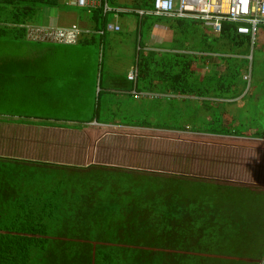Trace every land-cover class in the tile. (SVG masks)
I'll return each instance as SVG.
<instances>
[{"label":"trees","instance_id":"1","mask_svg":"<svg viewBox=\"0 0 264 264\" xmlns=\"http://www.w3.org/2000/svg\"><path fill=\"white\" fill-rule=\"evenodd\" d=\"M109 1L113 5L153 7V0H132L125 4ZM45 7L70 6L60 0H0V36L14 39L18 33V37H24L26 28L14 25L40 24ZM82 10L80 18L85 13L92 29H104L113 16V12L103 13L101 7L89 13L85 8ZM133 16L140 20L141 26L143 20H164L172 28L185 32V37L198 22L155 15ZM106 34L107 31L89 33L81 38L90 42ZM219 37L233 44L237 40L247 44L250 41L248 36L236 32L234 23L227 21H223ZM180 47H186L184 41ZM137 51L135 87L153 86L159 91L178 93L179 98H160L170 103L167 108L170 112L177 101L181 109L187 108L182 114L174 109L177 118L170 126L150 123L130 111L135 105L132 95L127 96L130 102L119 99L114 108L116 102L112 98L117 93L106 87L112 85L117 91H128L134 84L126 72L118 74L114 83L104 77L103 58L96 62L101 78L90 119L74 120L76 117L60 112L40 116L22 110L31 87L27 79L21 81L15 75L12 57H6L5 62L10 69L0 71V113L20 115L18 122L35 124H44L43 120L49 118L79 124L96 119L99 123L178 132L186 127L202 133L232 131L233 122L222 124L219 107L208 99L199 103L192 97L213 93L220 82L222 88L216 89L217 95H240L243 88L239 85L245 84L241 78L244 60L227 58L223 73L214 69L204 75L195 65L196 57L189 53ZM21 67L27 68V61L21 60ZM22 75L30 78L28 71ZM71 87L55 90L58 101L66 90L67 95L74 91ZM128 104L131 105L127 111H123ZM197 111H203L201 119L195 115ZM205 114L213 120L207 121ZM243 129H235L234 134L244 135ZM214 183L157 170L105 164L71 166L0 155V264H264V214L259 213V206H264V193L246 185Z\"/></svg>","mask_w":264,"mask_h":264},{"label":"rangeland","instance_id":"2","mask_svg":"<svg viewBox=\"0 0 264 264\" xmlns=\"http://www.w3.org/2000/svg\"><path fill=\"white\" fill-rule=\"evenodd\" d=\"M117 1H120L119 3L132 2V0ZM82 8L83 7L80 6H70L66 8L63 7L61 10L65 11V15L71 14V19L66 17V21L70 22L73 20L81 25H85L86 23L84 22L88 20L87 15L82 13V17L80 18L79 16L80 12L83 11ZM50 10L53 12L54 7L50 8ZM204 26H201V30L210 34L212 32L211 28ZM172 33L175 38L174 41H176L173 45L179 46L180 42L184 40L185 32L177 27L174 28ZM131 35H135V33L131 32L130 34L125 28L122 32H107L104 37V56L101 54V47L98 44L99 36L97 35H95L97 38L94 43L88 45L91 51L83 50L82 52L79 50H71L70 53L76 56L73 52L76 51L87 57L95 56L97 62L100 58H103L105 64L103 69L104 73L106 72L107 62V64L115 68L118 67L119 69H123L131 58L136 59V53L138 55L134 42L131 40ZM37 42V44H40L41 40ZM225 44L228 49V41L223 39L222 45ZM225 49L224 47L223 50ZM252 51V89H249L243 98L237 99L235 101L236 103L232 104V110L236 111L239 108L235 116L239 120L238 124L240 127L246 126V124L250 122L251 125H260V127L263 128L262 131H264V45L261 43L258 44L257 40L252 47ZM62 52H67V50H59L56 56L48 52L42 60L45 66L49 64L51 67L56 66V68L59 69V66L56 64V58L60 56ZM0 53L6 54V57H12L11 55L13 53H17V56L20 57L19 54L27 53V48L24 46V48L19 50L15 43L3 42L0 43ZM61 57L63 59L67 58V56L64 55ZM62 58L59 57L62 65H66L67 62L63 61ZM24 68L21 67V70L16 72L15 75L21 81L27 79L31 87L28 101L26 103L23 102L21 105L22 107L25 104L22 110L26 111V113L51 116L60 112V115L83 118H89L93 114L88 106L83 108V112H77L76 103L80 100V97L79 95L73 97L75 96L74 91H71L68 95V92H64L62 100L58 101L59 96L55 92L57 89L55 81L47 80L46 78L42 79L39 72L37 80L34 79V81H30L29 77H23L22 75V73L28 71V67ZM24 70L25 72H23ZM39 70L40 68L38 71ZM65 71L66 70H64V72ZM65 75L67 78L69 73ZM69 78H71V76H69ZM68 82L71 84L70 81ZM49 84L55 87L52 88ZM72 87L77 86L74 84ZM51 89L54 93V97L48 98L47 93ZM80 89L83 90L82 88ZM42 90L45 91L44 94ZM248 96L250 97L248 98ZM247 98L250 99L249 102L245 101ZM133 99L135 100V105L130 111L136 112V114L139 113L140 117L146 118L147 121L154 124L158 123L164 126H170L174 124L175 118H177L174 115L175 110L177 112L179 111V114L187 110L186 107L181 109L179 101L173 103V109L170 112L168 111L170 109H167L170 103L163 98H150L144 96ZM88 100L89 98L87 96H83L80 102L82 103ZM122 100H124L125 103L130 102L127 95H122ZM130 105L131 104L125 105L123 111H127ZM225 105L228 106L227 103H225ZM241 107L244 109H240ZM202 114L203 112L201 111L195 113L198 118H200ZM5 119H7V117ZM5 119L2 122L0 121V155L35 158L59 163H94L105 164L107 166L114 165L125 168L145 169L146 171L157 170L162 173L180 174L181 176L193 179H207L209 180L208 182L212 184L215 183L209 178L214 179L215 182H222L224 181L223 178L226 180L230 172L235 173L231 166L226 165L228 159L227 154L230 147L227 148L224 144H221V147L219 143L214 144L213 137H209V135H207L208 133H193L188 127L181 132L164 130L154 131L136 128L132 129L126 126L96 125L95 123L89 122L79 124L75 121H58L60 122L59 124H62L59 125L56 124L57 121H54L49 122L48 125H38L35 123L18 122L14 119V121H7ZM32 119L40 120L37 118ZM52 120L54 119L52 118ZM252 158L253 157L250 159L248 158V160ZM234 169L238 171L236 168ZM246 174L250 175V171H247ZM252 176H254V173H252ZM205 182L207 183V181ZM207 189H209V187H207L206 190ZM259 213L261 215L264 214V206H259Z\"/></svg>","mask_w":264,"mask_h":264},{"label":"crops","instance_id":"3","mask_svg":"<svg viewBox=\"0 0 264 264\" xmlns=\"http://www.w3.org/2000/svg\"><path fill=\"white\" fill-rule=\"evenodd\" d=\"M119 3L120 1H117ZM123 3V2H122ZM120 3V4H122ZM125 4V2L123 3ZM56 10V11H55ZM65 11L61 9L54 8V11L51 12L50 7H45L43 9V16H42V22L41 24H55V25H60V26H67L72 23H77L75 21H66L65 18L69 17L71 19V14L70 15H65ZM77 15V14H75ZM75 20V17H74ZM143 20V19H142ZM141 20V21H142ZM137 18L133 16V14H126L121 17V30L120 32L123 31L125 28L128 33L131 34V32H134L135 35H131V40L134 42V46L136 47V50L140 49L143 52H155L157 54H163L166 52H171V53H189L196 57L195 65L198 67V69L202 72V74H208L210 71L213 72V70H217L220 73H223L225 71L226 67V59L227 58H233L236 61L244 60L245 64L241 72V78L243 79L242 82L245 84L239 85L240 87L243 88V92L234 97V96H222V95H217L216 94V89L219 90L222 88V84L220 82V85H216L218 87H215V90L213 93L208 94L206 96H193V99H196L199 103L203 99H208L212 102L214 106L219 107V114L220 118L222 121V124L224 125H229L231 122H233L230 126V129L232 128V131L230 133H214L210 132L207 135L209 137H213V142L214 144H224L227 146V148L230 147V150L228 151V159L226 161V165H229L232 167V169L235 171V173L230 172L228 174V177L226 180L223 178L224 181L222 183H228V184H237V185H246L252 190L260 193H264V131L260 125L256 124H250L247 123L246 126H243V133L244 135H236L234 134V130L238 129L239 126V120L236 118V114L238 113V109L236 111H233L232 104H235L236 100L239 98H243L246 93L249 91V89H252V79H253V69H252V63H253V51H252V45L247 44V42L243 43L242 40H237L236 44L234 42L228 41L229 48L227 49L226 44L222 45L223 38L219 37V34H214L211 32L210 34L204 32L201 30V26H204L205 24L198 21L195 22L192 26V30L188 33L186 37H184V49H182L179 46L173 45L176 41H174V36L172 31V27L169 25V23L165 22L164 20L162 21H146L143 20L142 23L143 25L141 26L140 20L137 22ZM60 22V23H59ZM172 23H175L174 20L171 21ZM83 23V22H81ZM85 25L82 26H87L89 27V24L85 21ZM200 25V26H199ZM17 27H24L23 24L19 25H14ZM207 26V25H205ZM204 26V27H205ZM209 27V26H207ZM108 32V31H107ZM17 36H14V39H11L9 37H4L0 36V43H7V42H13L15 43L16 47L21 50V48H24L26 46L27 48V53H22L19 54L20 57L17 56V53H13L12 59L15 60L16 66V72H19L21 70V60L26 62L28 64V72L30 75V79H35L37 80L38 72L41 74L42 79H47V80H53L56 82V88L58 89H63L68 86H73L74 84L77 87L74 88L75 96L76 97L79 95L80 100L82 99L83 96H87L89 98L88 101L85 102H80V100L76 103L79 105V107H76L77 112H83L85 106H88L90 110L93 112V106L95 105V102L97 101V96H98V80L101 78V71L99 69V66L97 67L96 64V59L94 57H87L84 54H80L76 51H73L76 56L72 55L70 53L71 50H79L82 51H91L88 45L91 43H94V39L90 42H84L82 41L83 38H79L78 42L76 43H60V42H52V41H46V40H41L40 44H37L38 40L36 39H31L27 35V31H25V36L20 38L18 37V33L16 34ZM106 35H104L105 37ZM100 38L99 37V43L101 47V52L104 54V47H105V38ZM218 38L217 43H213V39ZM258 40V44L264 45V26H261L260 31L257 35V39L255 43ZM255 45V44H253ZM132 46V45H131ZM226 48L223 50V48ZM251 47V49H250ZM59 50H67V52H62L60 56H57L56 64L59 66V69L56 68V66L51 67L49 64L45 66L43 63V58L45 55L48 54V52H51V54H56L59 53ZM69 50V51H68ZM106 50V49H105ZM109 50V49H108ZM107 50V52H108ZM138 52V51H137ZM101 53V54H102ZM67 56L66 59H63L61 56ZM136 53V57H137ZM60 58L63 59V61H66V65L63 64L60 61ZM93 58V59H92ZM108 61V60H107ZM6 54L0 53V71L4 72L5 69H10V65H6ZM108 63V62H107ZM136 64V59L131 58L129 63L125 65L123 69H119L118 67H114L110 64H106V72L104 73V77H107L109 81L115 82L116 76L122 72H128L129 68L131 65ZM30 68V70H29ZM40 70L38 71V69ZM64 70H66L64 72ZM250 71V81H246L243 78V75L245 72ZM66 73H69V76L66 78ZM92 78V79H91ZM31 81V80H30ZM71 84H69V82ZM88 81V82H87ZM65 83V84H64ZM50 86L55 87L51 84ZM249 85V86H248ZM106 86V84L104 85ZM82 88L83 90H81ZM109 89V91H113L117 94L113 96L112 100L114 102L115 99V106H117L119 103V99H122V95H132L133 98L138 99L139 97H150V98H160V97H168V98H179L180 94L178 93H173V92H168V91H159L158 89H154L153 86L151 87H146V88H137L136 90H139L143 93H146L144 95H140L137 97L135 94L130 92L129 90H121L117 91L115 86L111 87H106ZM77 92H76V91ZM87 91V92H85ZM221 91V90H220ZM44 90H42V93L44 94ZM68 92V90H66ZM252 92V90H251ZM29 95V92H28ZM48 98L52 96V89L47 93ZM250 96H248L249 98ZM132 98V99H133ZM246 99L245 101L249 102L250 99ZM227 103L228 106L225 105ZM240 109H244L241 107ZM115 110V109H114ZM203 112V111H201ZM264 113V111H263ZM206 115V114H205ZM7 117V119H5ZM20 115H13V116H8L0 113V121L7 120H15L18 121L20 119ZM16 118V119H15ZM34 117H22V119L25 120H34L32 119ZM91 116L88 118H83V117H76L74 120H87L90 119ZM205 119L207 121H212L213 118L210 115H206ZM13 120V121H14ZM44 123L43 125H48L49 122H54L58 120H43ZM63 121V120H60ZM66 122V121H65ZM97 122L96 119H93L89 123ZM78 123V122H77ZM87 123V122H86ZM227 123V124H226ZM98 125H109V126H126L128 128H136V129H146V130H164V129H156L154 127H148V126H127V125H119V124H112V123H99L97 122ZM96 124V125H97ZM40 125V124H38ZM42 125V124H41ZM164 131H173V130H164ZM193 133H199L202 134V132L199 131H193ZM220 132V131H219ZM217 146V145H216ZM222 147V146H221ZM232 147V148H231ZM253 157L251 160H248ZM24 159H32V160H40V159H35V158H24ZM41 161H48V160H41ZM49 162H54V161H49ZM59 163V162H56ZM60 164H67L71 166H88L89 164H94V163H86V164H75V163H66V162H60ZM114 166V165H113ZM234 168H236L238 171H236ZM247 171H250V175L246 174ZM229 172V170H228ZM252 173H254V176H252ZM212 181L214 179L209 178ZM210 180V181H211ZM209 181V180H208ZM215 182V181H214ZM244 182V183H242Z\"/></svg>","mask_w":264,"mask_h":264},{"label":"built area","instance_id":"4","mask_svg":"<svg viewBox=\"0 0 264 264\" xmlns=\"http://www.w3.org/2000/svg\"><path fill=\"white\" fill-rule=\"evenodd\" d=\"M69 6H80L91 12L94 8H102L103 13L113 12L112 18L106 22L104 29H92L79 23L67 26L55 24L25 23L27 35L31 39L46 40L60 43H76L85 34H103L105 31L121 30V14H137L164 16L169 18H185L200 21L209 26L214 34H220L223 21L232 22L236 32L249 37L253 46L261 26H264V0H153L151 9L113 5L109 0H60ZM138 66L133 64L127 72V78L133 81V88L129 90L137 97L144 95L136 90ZM243 78L250 81V71L245 72ZM249 86V85H248Z\"/></svg>","mask_w":264,"mask_h":264},{"label":"clouds","instance_id":"5","mask_svg":"<svg viewBox=\"0 0 264 264\" xmlns=\"http://www.w3.org/2000/svg\"><path fill=\"white\" fill-rule=\"evenodd\" d=\"M41 24V23H40ZM88 123V122H87ZM93 123H95V124H97V122H93Z\"/></svg>","mask_w":264,"mask_h":264}]
</instances>
